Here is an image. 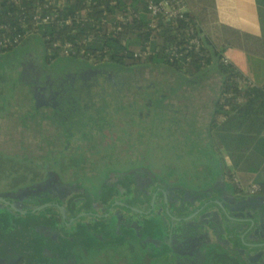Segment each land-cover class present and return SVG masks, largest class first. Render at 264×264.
I'll list each match as a JSON object with an SVG mask.
<instances>
[{
    "label": "flooded vegetation",
    "instance_id": "obj_1",
    "mask_svg": "<svg viewBox=\"0 0 264 264\" xmlns=\"http://www.w3.org/2000/svg\"><path fill=\"white\" fill-rule=\"evenodd\" d=\"M35 39L0 52V264H264V185L250 191V182L217 163L173 181L135 157L99 163L102 173L88 176L83 172L93 165L84 152L70 151L62 160L61 142L20 145L25 139L9 128L46 122L40 113L49 106L57 113L52 122L66 128L65 139L86 135V124L69 118L76 99L100 75L119 84L115 75L125 70L82 58L77 69H59L57 61L74 58H51ZM131 86L125 81L116 88L121 95ZM20 103L37 107L25 112L37 118H5ZM146 119L152 118L132 120L134 131L120 129L125 152L134 150L131 137ZM87 125L99 128L96 121ZM60 133L54 137L60 140ZM69 169L74 177L63 175ZM174 226L184 230L181 245L170 234Z\"/></svg>",
    "mask_w": 264,
    "mask_h": 264
},
{
    "label": "trees",
    "instance_id": "obj_2",
    "mask_svg": "<svg viewBox=\"0 0 264 264\" xmlns=\"http://www.w3.org/2000/svg\"><path fill=\"white\" fill-rule=\"evenodd\" d=\"M36 1L44 0H0V35L27 33L21 44L38 38L51 58L80 57L124 69L166 66L190 82L202 80L215 67L221 83L209 121L211 143L227 152L232 175L244 185L251 181L264 185V83L252 84L234 65L224 63L225 52L241 49L243 40L238 28L220 22L216 0H184L185 18L174 23L150 17L147 0H55L41 13L58 8L56 18L34 34ZM256 5L264 36V0H256ZM188 23L201 38L198 50L184 54L189 61L170 54L171 48L184 50ZM66 45L70 46L68 55L64 54Z\"/></svg>",
    "mask_w": 264,
    "mask_h": 264
},
{
    "label": "rangeland",
    "instance_id": "obj_3",
    "mask_svg": "<svg viewBox=\"0 0 264 264\" xmlns=\"http://www.w3.org/2000/svg\"><path fill=\"white\" fill-rule=\"evenodd\" d=\"M242 9H246L247 17L253 15V7L249 2L243 1L240 4ZM250 26H245V29ZM42 48V41L35 39L33 45ZM80 57L71 60H61L56 62V67L64 69L67 67L77 69L82 63ZM214 74H206L202 80L196 83V99H182V84L178 80H172L164 74L163 70L154 69L147 66L145 69L132 67L116 73L115 81L117 83H132L133 91H126L119 95V84H106V81L100 75L97 81H92L84 91L82 98H77L75 110L69 118H78L84 122L86 135H81L76 139H65L67 136L64 125L58 127L50 118H54L57 113L54 107H44L45 113H40L41 118H49L46 122L17 124L9 129L23 136L22 142L30 147L51 146L61 142L62 160L70 151L84 152V157H88L92 163V168L84 170L88 176L102 173L97 171L96 166L99 163H126L133 158L145 160L153 165L152 171L158 173L164 178L171 180L190 179L198 170L207 168L209 164L216 161L215 151H219L220 161L228 162L227 152L223 149H216L211 143V134L209 131V121L213 112L211 103L215 95ZM220 76V75H219ZM188 80V77H186ZM154 87V90L141 89L144 84ZM139 87H134V85ZM155 86H152V85ZM169 88L166 91L169 95L162 97L161 88ZM205 88L206 92L200 90ZM149 89V88H148ZM109 90V92H107ZM150 99L151 104H143L145 100ZM137 100V101H136ZM41 104V101L38 105ZM138 105V110L133 105ZM36 105V106H38ZM124 105L123 107H121ZM132 105V106H130ZM41 109V107L39 108ZM38 109V110H39ZM26 110L36 113L37 107L23 106L21 103L14 110L13 116L5 118H37L36 116H27ZM119 115V116H117ZM137 118H152L142 121L137 126V131L131 141L134 142V152L129 150L125 152L123 139H121V130L128 126L130 130H135L132 120ZM92 120L98 124L99 128H88L87 122ZM103 121V122H102ZM107 122L109 125L107 126ZM128 123V124H127ZM90 130L91 132H88ZM133 130V131H134ZM60 133L61 139L54 137L55 132ZM32 137V139L28 138ZM68 141H70L68 143ZM32 143V144H30ZM48 143V144H47ZM30 144V145H29ZM43 146V147H44ZM133 146H129L131 149ZM215 149V150H214ZM139 154V155H138ZM113 155V157H112ZM99 165L98 167H100ZM64 176H75L73 170H65ZM81 173V172H80ZM189 177V178H188ZM190 182V181H187Z\"/></svg>",
    "mask_w": 264,
    "mask_h": 264
},
{
    "label": "crops",
    "instance_id": "obj_4",
    "mask_svg": "<svg viewBox=\"0 0 264 264\" xmlns=\"http://www.w3.org/2000/svg\"><path fill=\"white\" fill-rule=\"evenodd\" d=\"M245 1L249 2L251 7H253V15L251 14L247 17L246 9H242L240 4ZM217 11L219 15V20L221 23L238 28L242 34L243 46L241 49L230 48L225 52L224 58L230 64L234 65L246 78L255 85H262L264 83V36L259 30V25L257 21V5L256 0H216ZM250 26V29H245V26ZM154 69H160L164 71V74L169 76L172 80H178L182 84L181 97L182 99H196L197 95L196 82H190L187 80L186 76L180 72H176L166 66H154ZM147 66H141L140 69H145ZM207 74H214L215 80V95L211 103V109H214V105L218 96L219 86L221 83V77L219 76L215 67L209 68ZM152 86H155L154 84ZM149 88V89H148ZM154 87L148 86L147 83L140 86L141 89L154 90ZM166 91H170L169 88L163 87L160 90L161 96L164 98L169 94ZM204 94L206 89L200 90ZM215 150V149H214ZM217 157L216 162L221 168L225 170H230L233 172V167L229 162L220 161L219 151H215Z\"/></svg>",
    "mask_w": 264,
    "mask_h": 264
},
{
    "label": "built area",
    "instance_id": "obj_5",
    "mask_svg": "<svg viewBox=\"0 0 264 264\" xmlns=\"http://www.w3.org/2000/svg\"><path fill=\"white\" fill-rule=\"evenodd\" d=\"M54 3L55 0H44L42 2L36 1V13L32 16V20L34 21V27L32 32L34 34H39L41 31L46 29L49 24H51L56 18L57 14L55 13V11L58 8L53 9V12L51 13H41L44 8H47L53 5ZM146 9L150 17L152 16L154 19L156 17H161L172 23L185 18V12L187 10L184 0H147ZM23 26L25 27L26 24H24ZM26 34L27 33H17L12 36L0 35V52L9 50V48L13 49L21 45V41L22 39L26 38ZM186 36L187 43L184 45V50L177 52L175 48H171L170 54L172 56L175 55L176 58H186V60L189 61L190 57L188 55L185 57L184 54H188L190 50H198L201 45V38L199 37L195 27H193V25H190L189 23L188 26H186ZM69 50L70 46L66 45L64 54L68 55V53L70 52ZM142 53H147V50L143 51ZM223 61L224 63H227L226 59H224ZM247 188L250 191H256L259 188V185L256 182H250L247 185Z\"/></svg>",
    "mask_w": 264,
    "mask_h": 264
},
{
    "label": "water",
    "instance_id": "obj_6",
    "mask_svg": "<svg viewBox=\"0 0 264 264\" xmlns=\"http://www.w3.org/2000/svg\"><path fill=\"white\" fill-rule=\"evenodd\" d=\"M184 230L180 229L178 230V226L172 227L170 230V234L173 235L174 241L177 243V245H181L183 243V238H184ZM261 244L258 245H253L251 247L259 248Z\"/></svg>",
    "mask_w": 264,
    "mask_h": 264
}]
</instances>
